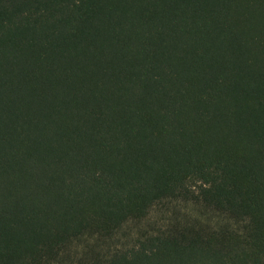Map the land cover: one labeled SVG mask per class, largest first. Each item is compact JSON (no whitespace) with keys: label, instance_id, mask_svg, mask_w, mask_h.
I'll return each instance as SVG.
<instances>
[{"label":"trees","instance_id":"obj_1","mask_svg":"<svg viewBox=\"0 0 264 264\" xmlns=\"http://www.w3.org/2000/svg\"><path fill=\"white\" fill-rule=\"evenodd\" d=\"M0 264H264V0H0Z\"/></svg>","mask_w":264,"mask_h":264}]
</instances>
